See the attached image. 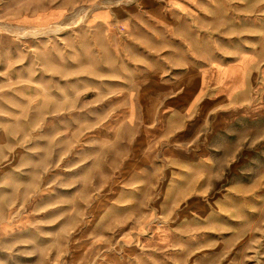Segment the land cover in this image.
Instances as JSON below:
<instances>
[{"label":"rangeland","instance_id":"rangeland-1","mask_svg":"<svg viewBox=\"0 0 264 264\" xmlns=\"http://www.w3.org/2000/svg\"><path fill=\"white\" fill-rule=\"evenodd\" d=\"M0 264H264V0H0Z\"/></svg>","mask_w":264,"mask_h":264},{"label":"crops","instance_id":"crops-1","mask_svg":"<svg viewBox=\"0 0 264 264\" xmlns=\"http://www.w3.org/2000/svg\"><path fill=\"white\" fill-rule=\"evenodd\" d=\"M161 89H163L162 86H158L155 88V91H153L151 94V97H159L163 93L161 92ZM150 96V95H148ZM200 128V124L196 128L195 122H192L191 126H187L185 129H180L178 133L176 132L174 135H168L170 141L174 144V151H175V158H188L189 157V150L187 148H184L183 144H188L189 147L194 145V142L199 135L198 129ZM176 147V148H175Z\"/></svg>","mask_w":264,"mask_h":264}]
</instances>
